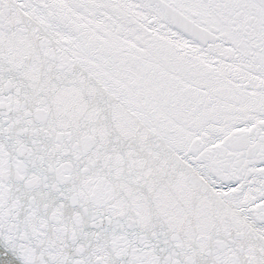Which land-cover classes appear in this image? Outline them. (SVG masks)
I'll list each match as a JSON object with an SVG mask.
<instances>
[{"label": "snow or ice", "instance_id": "6c2138e0", "mask_svg": "<svg viewBox=\"0 0 264 264\" xmlns=\"http://www.w3.org/2000/svg\"><path fill=\"white\" fill-rule=\"evenodd\" d=\"M0 264H264V0H0Z\"/></svg>", "mask_w": 264, "mask_h": 264}]
</instances>
